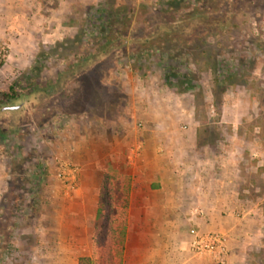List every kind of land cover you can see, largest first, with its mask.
<instances>
[{
    "label": "rangeland",
    "instance_id": "374dc122",
    "mask_svg": "<svg viewBox=\"0 0 264 264\" xmlns=\"http://www.w3.org/2000/svg\"><path fill=\"white\" fill-rule=\"evenodd\" d=\"M167 1L0 0V230L11 232L15 224V247L3 261L0 250V264H30L39 252L35 222L12 219L11 212H30L37 196L41 204L45 196H76L79 171L90 159L97 158L103 175L113 177L116 196H124L129 154L134 159L145 146L139 134L155 128L126 117L127 92L131 86L151 91L153 85H163L180 104L178 114L167 118V131L194 132L198 148L214 162L210 172L222 168L215 178L220 189L236 192L248 208L260 211L261 238L248 251L247 264H264V0H177L184 7L177 13L165 12ZM110 7L114 28L94 22L100 8ZM192 7L203 15L193 16ZM122 28L125 39L91 57L101 39ZM166 35L189 41L176 43L171 62L183 75L174 84L189 85L188 92L164 84L167 62L151 53L155 48H146L147 39ZM197 45L202 52L194 51ZM96 140L99 146H93ZM108 140L125 147L114 153ZM61 163L78 172L74 192L67 193L58 178ZM210 183L215 189L213 179Z\"/></svg>",
    "mask_w": 264,
    "mask_h": 264
},
{
    "label": "crops",
    "instance_id": "0c3cea01",
    "mask_svg": "<svg viewBox=\"0 0 264 264\" xmlns=\"http://www.w3.org/2000/svg\"><path fill=\"white\" fill-rule=\"evenodd\" d=\"M128 90L126 117L154 123L155 128L139 134L145 146L134 159L129 154L123 171L130 185L123 264H212L191 251L193 240L208 233L227 237V264H247L248 251L256 249L261 238L260 211L248 208L236 192L220 189L223 185L215 178L222 168L210 172L214 162L205 148H198L194 132L167 131V118L178 114L180 104L172 102L163 85H153L151 91L133 86ZM108 130L115 137L112 128ZM105 145L114 153L125 147L109 140ZM3 174L0 163V195ZM103 177V166L97 158L90 159L79 171L76 196L44 197L32 231L39 252L33 253L30 264H79L81 258H93ZM24 234L27 243L31 234Z\"/></svg>",
    "mask_w": 264,
    "mask_h": 264
},
{
    "label": "trees",
    "instance_id": "16d2710c",
    "mask_svg": "<svg viewBox=\"0 0 264 264\" xmlns=\"http://www.w3.org/2000/svg\"><path fill=\"white\" fill-rule=\"evenodd\" d=\"M186 0L182 1L185 3ZM182 3L177 0H170L167 2H163V7L165 8V12H174L177 13L178 11L184 9L182 8ZM191 12L195 15H203L198 14L197 8L192 7ZM115 10L114 8L110 7V9H103L100 8L99 17L94 18V22L104 21V23L107 26H112L114 28L116 25L114 24V21H112V15H109V11ZM133 11V10H132ZM196 11V13H195ZM205 16V14H204ZM119 17L125 21L127 17L123 14H119ZM117 20L119 18L116 17ZM175 20V19H174ZM172 22L177 23L179 21ZM123 26H126V23L123 22ZM127 28H122L121 30L115 29L111 32L110 35L106 36L103 40V44L101 46H98L96 50H94L93 54H91V57H98L106 53V49L104 48V45H110L117 41L125 39ZM113 30V29H112ZM172 36L166 35L164 39L158 40L153 42L152 40L147 39V49H154L155 50L151 53H157L153 54V57L156 55H160L161 61L167 62V66L164 71V84L172 89H177L179 93H185L188 92L191 88L189 85L186 86L185 89L178 88L174 82L176 80H179L180 77H183V75L178 71L176 66H172L171 62L175 61L177 58L175 55V49L177 48L176 43H185L188 42L180 39V38H171ZM80 41L82 37L78 38ZM150 42V43H149ZM157 44L156 47L155 44ZM203 43V42H202ZM197 50L198 52H202L201 45H197L194 51ZM163 54V55H162ZM162 55V56H161ZM166 55V57L164 56ZM196 56V54H194ZM197 60V59H196ZM11 91L14 90V88H10ZM3 97L7 100L9 99H17V95H9L4 94ZM101 196H100V203L99 208L97 212V222H96V229L94 234V256L93 258H81L79 260V264H123L124 263V253H125V246H126V237H127V215H128V208H129V188H126L123 190V197L118 198L116 196L115 191V184L113 177L109 175H104V178L102 180L101 185ZM41 197L37 196L34 197V207L30 212L24 211L21 215L17 216V212L13 213L11 212L10 218H18L20 220H25L26 222H35L38 209L41 205L40 201ZM18 221V220H17ZM19 222V221H18ZM9 229H11V232H6L5 229L0 230V240L3 242L4 237L6 238V242L2 247H0L1 253L3 254L2 261L5 258H8L10 253L14 249V244L11 242L14 238L13 231L15 229V224H11Z\"/></svg>",
    "mask_w": 264,
    "mask_h": 264
},
{
    "label": "built area",
    "instance_id": "2783aa9c",
    "mask_svg": "<svg viewBox=\"0 0 264 264\" xmlns=\"http://www.w3.org/2000/svg\"><path fill=\"white\" fill-rule=\"evenodd\" d=\"M58 178L67 189V193L76 190L78 172L72 165L61 163ZM227 241V237L219 233L199 235L191 243V251L197 257L208 258L212 264H227Z\"/></svg>",
    "mask_w": 264,
    "mask_h": 264
}]
</instances>
